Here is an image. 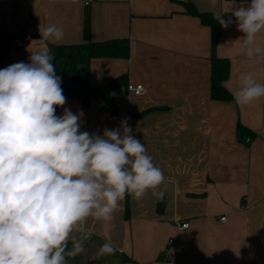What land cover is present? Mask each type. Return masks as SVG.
<instances>
[{"label": "crops", "instance_id": "1", "mask_svg": "<svg viewBox=\"0 0 264 264\" xmlns=\"http://www.w3.org/2000/svg\"><path fill=\"white\" fill-rule=\"evenodd\" d=\"M184 3L224 17L250 0H94L89 6L0 0V34L13 37L0 69L27 63L30 51L50 44L83 43L86 21L93 42L129 40V58L90 60L76 87L80 94L126 75L115 95L116 117L101 109V98L84 106L77 97L66 98L56 115L64 107L82 110L81 131L101 135L130 118L133 134L164 172L159 188L140 200L124 198L111 220L89 217L83 227L92 235L67 264H264V98L248 105L234 99L242 76L252 73L264 84V56L259 62L247 57L235 20L220 27L215 54L230 62L224 86L233 100H213L210 28L187 14ZM49 24L63 30V39H40L39 26ZM256 43L264 49V31ZM130 83L144 85L146 93L129 94ZM238 126L249 130L251 142L238 138ZM153 191H163V199ZM181 223L189 227L179 230ZM106 241L114 254L99 253Z\"/></svg>", "mask_w": 264, "mask_h": 264}, {"label": "clouds", "instance_id": "2", "mask_svg": "<svg viewBox=\"0 0 264 264\" xmlns=\"http://www.w3.org/2000/svg\"><path fill=\"white\" fill-rule=\"evenodd\" d=\"M232 16L247 57L259 62L264 49L256 37L264 31V0L237 6ZM217 20L223 28L233 22ZM38 31L46 42L64 36L55 24ZM30 52L29 62L0 69V264H67L92 235L83 227L89 217L111 220L126 195L140 200L165 176L133 134L130 118L101 135L81 131L82 110L64 107L56 115L66 97L54 54L48 47ZM260 98L264 84L252 73L242 76L235 102L248 105ZM115 251L111 241L99 249L101 255Z\"/></svg>", "mask_w": 264, "mask_h": 264}, {"label": "trees", "instance_id": "3", "mask_svg": "<svg viewBox=\"0 0 264 264\" xmlns=\"http://www.w3.org/2000/svg\"><path fill=\"white\" fill-rule=\"evenodd\" d=\"M184 6L187 14L198 18L203 25L210 28L212 46V55L210 58L211 98L217 101H232V95L224 86L225 81L229 77L230 62L228 59L219 58L215 54L221 27L217 17L211 13L198 11L191 3H184ZM222 18L235 20L232 14H227ZM12 44L13 37L0 34V60L7 55ZM49 48L54 54L53 63L56 67V74L62 78L61 86L65 97H77L84 106L88 105L92 99L101 98V109L111 117H116L118 109L115 95L118 87L126 84V75H120L100 87L88 88L80 94L76 93V87L85 75L86 65L90 60L98 58H129V40L113 39L105 42H93L90 37L89 21H86L83 43L69 45L50 44ZM237 135L240 140L247 137L251 138L249 130L243 126H238ZM128 198L129 195H126L125 199L128 200ZM71 247L72 244L69 243L68 249H71Z\"/></svg>", "mask_w": 264, "mask_h": 264}, {"label": "built area", "instance_id": "4", "mask_svg": "<svg viewBox=\"0 0 264 264\" xmlns=\"http://www.w3.org/2000/svg\"><path fill=\"white\" fill-rule=\"evenodd\" d=\"M74 1H80V0H74ZM85 6L91 5V3L94 0H82ZM127 91L129 94L135 95V96H142L146 93V88L142 84H133L130 83L127 85ZM246 142H251L252 139L250 137L245 138ZM221 221H225L226 217H221ZM189 227V223H181L178 225L179 230L187 229ZM169 254V251L165 253V257Z\"/></svg>", "mask_w": 264, "mask_h": 264}]
</instances>
